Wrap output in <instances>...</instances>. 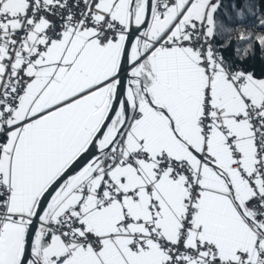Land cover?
I'll list each match as a JSON object with an SVG mask.
<instances>
[{
  "label": "snow or ice",
  "instance_id": "6c2138e0",
  "mask_svg": "<svg viewBox=\"0 0 264 264\" xmlns=\"http://www.w3.org/2000/svg\"><path fill=\"white\" fill-rule=\"evenodd\" d=\"M0 264H264V0H0Z\"/></svg>",
  "mask_w": 264,
  "mask_h": 264
},
{
  "label": "trees",
  "instance_id": "16d2710c",
  "mask_svg": "<svg viewBox=\"0 0 264 264\" xmlns=\"http://www.w3.org/2000/svg\"><path fill=\"white\" fill-rule=\"evenodd\" d=\"M233 2H235V3H237V4H242L243 3V0H225V1H223V3L225 4V5H230L231 3H233ZM257 2H259V0H257ZM230 10V9H229ZM235 36V33H233V37Z\"/></svg>",
  "mask_w": 264,
  "mask_h": 264
},
{
  "label": "built area",
  "instance_id": "2783aa9c",
  "mask_svg": "<svg viewBox=\"0 0 264 264\" xmlns=\"http://www.w3.org/2000/svg\"><path fill=\"white\" fill-rule=\"evenodd\" d=\"M223 1H225V0H223Z\"/></svg>",
  "mask_w": 264,
  "mask_h": 264
}]
</instances>
